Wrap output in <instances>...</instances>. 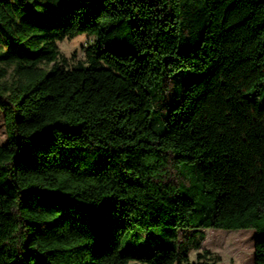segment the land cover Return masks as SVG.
<instances>
[{"label":"trees","instance_id":"1","mask_svg":"<svg viewBox=\"0 0 264 264\" xmlns=\"http://www.w3.org/2000/svg\"><path fill=\"white\" fill-rule=\"evenodd\" d=\"M0 110V264H191L199 229L264 264V0H0Z\"/></svg>","mask_w":264,"mask_h":264},{"label":"rangeland","instance_id":"2","mask_svg":"<svg viewBox=\"0 0 264 264\" xmlns=\"http://www.w3.org/2000/svg\"><path fill=\"white\" fill-rule=\"evenodd\" d=\"M93 42L94 38L87 35H80L74 39L65 38L57 42L56 46L60 56L66 59V62H63L60 58L58 64L65 66L67 69H73L79 64H88L85 51ZM54 65L55 63H43L41 66L46 70H51ZM9 72H13V67L9 68ZM7 143L8 134L5 114L0 110V146H5ZM202 236H204V239ZM190 239L191 248L186 253L191 264H255L257 241L255 230L199 229L179 231V240L182 245H185ZM239 240L248 241L246 249L242 252L237 247ZM197 243H200V248L195 246ZM200 256H203V258H199Z\"/></svg>","mask_w":264,"mask_h":264},{"label":"bare ground","instance_id":"3","mask_svg":"<svg viewBox=\"0 0 264 264\" xmlns=\"http://www.w3.org/2000/svg\"><path fill=\"white\" fill-rule=\"evenodd\" d=\"M235 239V238H234ZM239 239V238H238ZM249 240V239H248ZM230 243V242H229ZM248 241L247 240H239L238 241V248L240 252L244 251L247 247ZM234 249V248H233ZM234 253V252H233Z\"/></svg>","mask_w":264,"mask_h":264}]
</instances>
